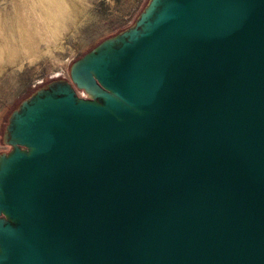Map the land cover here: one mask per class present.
Returning a JSON list of instances; mask_svg holds the SVG:
<instances>
[{"label": "water", "instance_id": "1", "mask_svg": "<svg viewBox=\"0 0 264 264\" xmlns=\"http://www.w3.org/2000/svg\"><path fill=\"white\" fill-rule=\"evenodd\" d=\"M4 143L0 264H264V0H148Z\"/></svg>", "mask_w": 264, "mask_h": 264}, {"label": "rangeland", "instance_id": "2", "mask_svg": "<svg viewBox=\"0 0 264 264\" xmlns=\"http://www.w3.org/2000/svg\"><path fill=\"white\" fill-rule=\"evenodd\" d=\"M148 0H0V153L8 117L103 39L134 24Z\"/></svg>", "mask_w": 264, "mask_h": 264}, {"label": "built area", "instance_id": "3", "mask_svg": "<svg viewBox=\"0 0 264 264\" xmlns=\"http://www.w3.org/2000/svg\"><path fill=\"white\" fill-rule=\"evenodd\" d=\"M80 96L85 97L84 93L82 91H77Z\"/></svg>", "mask_w": 264, "mask_h": 264}, {"label": "trees", "instance_id": "4", "mask_svg": "<svg viewBox=\"0 0 264 264\" xmlns=\"http://www.w3.org/2000/svg\"><path fill=\"white\" fill-rule=\"evenodd\" d=\"M82 56V55H81ZM79 58V57H78Z\"/></svg>", "mask_w": 264, "mask_h": 264}]
</instances>
